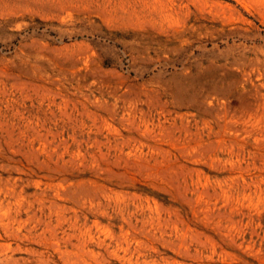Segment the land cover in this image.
I'll use <instances>...</instances> for the list:
<instances>
[{
  "label": "rangeland",
  "instance_id": "1",
  "mask_svg": "<svg viewBox=\"0 0 264 264\" xmlns=\"http://www.w3.org/2000/svg\"><path fill=\"white\" fill-rule=\"evenodd\" d=\"M0 264H264V0H0Z\"/></svg>",
  "mask_w": 264,
  "mask_h": 264
},
{
  "label": "bare ground",
  "instance_id": "2",
  "mask_svg": "<svg viewBox=\"0 0 264 264\" xmlns=\"http://www.w3.org/2000/svg\"><path fill=\"white\" fill-rule=\"evenodd\" d=\"M84 190V189H83Z\"/></svg>",
  "mask_w": 264,
  "mask_h": 264
}]
</instances>
